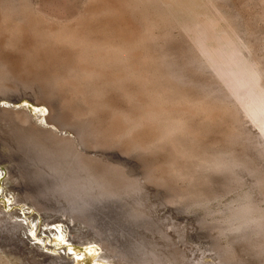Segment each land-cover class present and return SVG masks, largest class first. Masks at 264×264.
Listing matches in <instances>:
<instances>
[{"label":"rangeland","instance_id":"1","mask_svg":"<svg viewBox=\"0 0 264 264\" xmlns=\"http://www.w3.org/2000/svg\"><path fill=\"white\" fill-rule=\"evenodd\" d=\"M29 1L60 20L88 3ZM218 3L264 70V0ZM177 51L168 48L180 69ZM194 67L187 64L183 71L187 88L208 82V73ZM5 78L0 81V211L26 226L28 247L65 253L68 264H264V137L243 113L237 139L227 141L223 131L211 129L201 141L206 160L219 166L195 160L187 177L163 181L155 167L167 162L164 151L90 148L89 120L70 122L60 91L32 78ZM21 112L28 122L20 121ZM77 149L98 161L86 168ZM103 162L120 169H108L106 176ZM16 252L0 253V264L38 263L29 260L26 249L22 257Z\"/></svg>","mask_w":264,"mask_h":264},{"label":"bare ground","instance_id":"2","mask_svg":"<svg viewBox=\"0 0 264 264\" xmlns=\"http://www.w3.org/2000/svg\"><path fill=\"white\" fill-rule=\"evenodd\" d=\"M218 1L88 0L81 12L60 20L29 0H0V81L12 75L56 88L70 122L89 120L90 148L164 151L167 162L155 167L159 180L187 177L195 160L217 167L201 142L211 129L232 141L243 113L264 137L263 63L239 40ZM170 46L178 48L180 69ZM187 64L207 72V84L187 88ZM84 152L77 149L76 157L90 169L98 160ZM101 169L108 176L120 167L106 162ZM1 213L0 253L21 256L26 249L31 262L68 264L65 253L28 247L26 226Z\"/></svg>","mask_w":264,"mask_h":264}]
</instances>
